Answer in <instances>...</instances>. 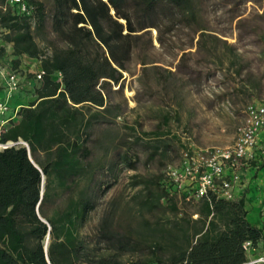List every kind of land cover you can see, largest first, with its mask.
Instances as JSON below:
<instances>
[{
    "label": "trees",
    "instance_id": "obj_1",
    "mask_svg": "<svg viewBox=\"0 0 264 264\" xmlns=\"http://www.w3.org/2000/svg\"><path fill=\"white\" fill-rule=\"evenodd\" d=\"M25 1L33 8L30 15L0 0V38L12 44V55L0 59L17 68L25 55L44 75L35 80L26 73L33 79L31 99L1 136L2 142L16 144L0 150V264L245 262L244 243L254 245L262 231L247 220L242 197L227 200L210 193L193 202L194 218L178 212L173 187L163 175L132 174L133 194L103 205L94 179L93 129L106 110L109 88L122 87L134 58L148 64L151 29L163 43L177 26L197 21L195 0ZM198 32L200 48L207 33L203 27ZM185 50L181 60L193 53ZM119 163L135 169L128 154ZM85 177L88 186L64 212L44 213L53 183L70 191ZM98 211L91 233L84 235L82 229Z\"/></svg>",
    "mask_w": 264,
    "mask_h": 264
},
{
    "label": "rangeland",
    "instance_id": "obj_2",
    "mask_svg": "<svg viewBox=\"0 0 264 264\" xmlns=\"http://www.w3.org/2000/svg\"><path fill=\"white\" fill-rule=\"evenodd\" d=\"M195 8L197 21L190 27L177 26L163 43L151 29L148 64L143 66L134 58L123 73L122 87L109 88L106 110L100 113L92 136L91 162L101 205L113 197L131 196L132 174L163 175L167 165L179 164L186 149L232 144L246 107L264 104V0H195ZM202 27L207 35L197 48ZM37 42L45 47L40 37ZM183 49L193 53L181 60ZM33 65L25 73L37 72L39 64ZM25 73L20 70L21 92L31 99L33 79ZM124 154L135 169L119 163ZM88 179L70 191L53 183L44 213L64 212L71 198L88 186ZM172 199L179 213L197 217L193 202L179 194ZM99 213L92 214L82 229L84 235L91 233Z\"/></svg>",
    "mask_w": 264,
    "mask_h": 264
},
{
    "label": "built area",
    "instance_id": "obj_3",
    "mask_svg": "<svg viewBox=\"0 0 264 264\" xmlns=\"http://www.w3.org/2000/svg\"><path fill=\"white\" fill-rule=\"evenodd\" d=\"M20 13L30 15L33 8L25 0H8ZM20 67L14 68L9 60L0 59V150L16 144L1 141V136L12 121L9 115V99L21 92ZM35 80L42 79L44 71L33 73ZM264 133V104L246 107L242 122L237 126L232 144L212 146L203 149L189 148L182 152L178 165H167L163 170L165 181L172 185L174 193L186 202L198 201L210 193L218 198L235 199L242 186L241 168L254 159L259 137ZM20 143H22L20 141ZM250 242L244 248L251 247ZM242 264H264V255Z\"/></svg>",
    "mask_w": 264,
    "mask_h": 264
},
{
    "label": "crops",
    "instance_id": "obj_4",
    "mask_svg": "<svg viewBox=\"0 0 264 264\" xmlns=\"http://www.w3.org/2000/svg\"><path fill=\"white\" fill-rule=\"evenodd\" d=\"M6 55H12V44L0 38V57ZM19 59V67L24 73L25 70H30L28 67L34 66V60L25 55L20 56ZM3 95V90L0 89V97ZM29 97L19 92L9 99L8 103L11 107L9 115L12 120L17 119L18 109L27 104ZM240 171L242 186L237 191L236 198L242 197L244 199L247 220L262 231L261 238L247 250V260H252L264 255V133L259 137L258 146L254 151V159L250 160L248 165L242 167Z\"/></svg>",
    "mask_w": 264,
    "mask_h": 264
},
{
    "label": "water",
    "instance_id": "obj_5",
    "mask_svg": "<svg viewBox=\"0 0 264 264\" xmlns=\"http://www.w3.org/2000/svg\"><path fill=\"white\" fill-rule=\"evenodd\" d=\"M30 159H31V157H30ZM31 161H32V163L34 164V166H35L36 168H38V166L36 165V163H35L32 159H31ZM44 181H45V177L42 176V187H43V185H44ZM39 218H40L43 222H45L41 217H39ZM48 239H49V236L47 235L46 243H45V246H44L45 251H46V248H47Z\"/></svg>",
    "mask_w": 264,
    "mask_h": 264
}]
</instances>
